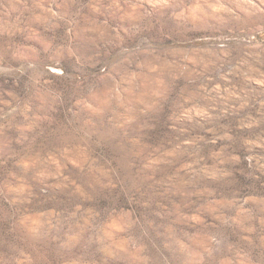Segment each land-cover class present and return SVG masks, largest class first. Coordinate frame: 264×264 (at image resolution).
<instances>
[{"label": "rangeland", "instance_id": "1", "mask_svg": "<svg viewBox=\"0 0 264 264\" xmlns=\"http://www.w3.org/2000/svg\"><path fill=\"white\" fill-rule=\"evenodd\" d=\"M0 264H264V0H0Z\"/></svg>", "mask_w": 264, "mask_h": 264}]
</instances>
